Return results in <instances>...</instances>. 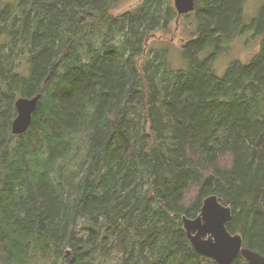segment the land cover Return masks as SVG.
I'll list each match as a JSON object with an SVG mask.
<instances>
[{"label":"trees","instance_id":"1","mask_svg":"<svg viewBox=\"0 0 264 264\" xmlns=\"http://www.w3.org/2000/svg\"><path fill=\"white\" fill-rule=\"evenodd\" d=\"M118 1L0 0V264H216L181 220L210 195L264 255V6L258 52L218 77L245 0H196L178 71L148 48L173 1ZM37 94L13 136L16 99Z\"/></svg>","mask_w":264,"mask_h":264},{"label":"water","instance_id":"2","mask_svg":"<svg viewBox=\"0 0 264 264\" xmlns=\"http://www.w3.org/2000/svg\"><path fill=\"white\" fill-rule=\"evenodd\" d=\"M195 2L196 0H173L177 19L192 13ZM41 97V94H37L31 98L16 99V117L11 124L13 136H21L29 130ZM231 218V208L224 206L216 195H210L203 200L200 213L195 218L183 216L181 220L185 235L198 255L213 260L216 264H234L239 257L247 264H264V255L244 247L242 237L227 230L226 225Z\"/></svg>","mask_w":264,"mask_h":264},{"label":"rangeland","instance_id":"3","mask_svg":"<svg viewBox=\"0 0 264 264\" xmlns=\"http://www.w3.org/2000/svg\"><path fill=\"white\" fill-rule=\"evenodd\" d=\"M139 1L119 0L113 9V13L119 15L133 9ZM263 6L264 0H245L244 23L249 28L243 34L228 42L215 59L213 72L218 77H222L232 63L248 62L258 52L262 36L255 35L256 28L255 26L251 28V23L259 16ZM175 21L178 25L172 24L168 31L159 30L156 32L154 37L149 40L148 48L163 53L168 67L173 71H178L188 68V62L183 56L182 47L192 37L195 26L192 17H179ZM210 51L211 49H208L198 57L203 59Z\"/></svg>","mask_w":264,"mask_h":264},{"label":"bare ground","instance_id":"4","mask_svg":"<svg viewBox=\"0 0 264 264\" xmlns=\"http://www.w3.org/2000/svg\"><path fill=\"white\" fill-rule=\"evenodd\" d=\"M60 261V260H59Z\"/></svg>","mask_w":264,"mask_h":264}]
</instances>
